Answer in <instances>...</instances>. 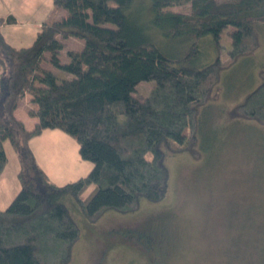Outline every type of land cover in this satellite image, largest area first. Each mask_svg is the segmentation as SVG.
Segmentation results:
<instances>
[{
    "label": "trees",
    "instance_id": "16d2710c",
    "mask_svg": "<svg viewBox=\"0 0 264 264\" xmlns=\"http://www.w3.org/2000/svg\"><path fill=\"white\" fill-rule=\"evenodd\" d=\"M147 3V13L138 12ZM66 13L44 20L28 46L9 44L0 29V174L7 163L3 141L14 150L19 188L0 208V264H69L80 237L67 198L90 221L108 210L129 213L140 201H161L169 185L165 148L201 156L197 149L200 107L215 100L223 69L259 46L257 23H264V0H53ZM188 5L187 12L171 7ZM145 19V20H144ZM147 20V21H146ZM9 14L3 23L14 22ZM230 47L196 64L191 48L169 57L154 43L149 27L190 40L211 36L214 47L227 27ZM152 28V29H153ZM83 39L68 50L57 37ZM192 46V45H191ZM45 51L62 76L41 67ZM262 81L226 110L227 119L264 125ZM154 80L149 93L133 95L141 80ZM29 93L27 112L36 117L26 128L16 117L19 100ZM59 129L78 143L79 156L92 163L83 176L56 184L37 163L30 140ZM186 130V132H184Z\"/></svg>",
    "mask_w": 264,
    "mask_h": 264
},
{
    "label": "rangeland",
    "instance_id": "374dc122",
    "mask_svg": "<svg viewBox=\"0 0 264 264\" xmlns=\"http://www.w3.org/2000/svg\"><path fill=\"white\" fill-rule=\"evenodd\" d=\"M2 1L0 11L7 9L21 21L20 16L38 25L66 13L53 0ZM170 9L187 12L189 7L180 5ZM138 12L147 13V3L142 2ZM152 28H148L149 35L164 54L180 57L191 48L196 64L207 63L217 56L226 59L230 47V26L220 38L223 48L219 50L210 35L193 45L190 40L185 44V39ZM256 29L257 49L239 56L221 71L216 99L200 107L197 149L201 156L163 148L169 185L161 201L151 203L142 199L133 212L108 210L90 221L79 212L74 200L67 198L80 227L69 264H264V125L254 120H229L225 114L262 81L264 23H257ZM23 31V27L4 29L7 40L15 46L30 44L23 37L18 39L21 42L10 41L14 33L24 36ZM57 38L64 43L59 52L61 62L69 60L68 50L78 51L84 44L78 37ZM48 58L49 52L45 51L41 67L70 76L59 72ZM154 83L152 79L139 81L133 95L145 97ZM29 98L30 94L26 93L19 100L18 116L22 112L25 118L30 116ZM30 146L56 184L73 181L92 167L90 161L81 157H77L76 166L71 160L62 162L61 157L55 158L54 148H69L65 151L68 158L74 153L73 148H78L76 140L62 130L47 129L33 137ZM3 147L7 164L0 174L1 209L10 203L19 188L16 154L8 140L3 141Z\"/></svg>",
    "mask_w": 264,
    "mask_h": 264
},
{
    "label": "crops",
    "instance_id": "0c3cea01",
    "mask_svg": "<svg viewBox=\"0 0 264 264\" xmlns=\"http://www.w3.org/2000/svg\"><path fill=\"white\" fill-rule=\"evenodd\" d=\"M2 1V0H1ZM2 3H4L3 1H2ZM9 14H11V15H13L14 16V18H15V21L14 22H11V23H3L2 25H1V27H0V29H1V32L3 33V35H4V37H5V39H6V41L9 43V44H11V45H13L11 42H9L8 40H7V37H6V35H5V33H4V29L5 28H10V27H23L24 28V30L25 31H23V35L24 36H26V37H24V36H22V35H20V34H18V33H14V34H12L11 35V38H10V41H20V40H18V39H21L22 37L24 38L23 40L26 42V40H30L31 42L33 41V39L35 38V34H36V31L39 29V27H40V25H38L36 22H30V21H28V19L27 18H23L22 16H20L22 19H23V21H21L20 19H19V17L17 16V15H15V13H13L12 11H9V10H1L0 11V15L1 16H7V15H9ZM42 23V22H41ZM21 42V41H20ZM31 42H30V44H31ZM13 46H15V45H13ZM26 46H28V45H26ZM15 47H21V46H15ZM26 94V93H25ZM29 94V93H28ZM24 97V96H23ZM30 98H31V95H30ZM30 98H29V100H30ZM29 103V102H28ZM17 109V108H16ZM16 109H15V115H16V117L17 118H19L23 123H24V125H25V127L26 128H32L33 127V125L35 124V122L37 121V118L36 117H32V116H29L28 118H25V114L22 112V114L20 115V116H18L17 115V113H16ZM47 130V129H46ZM48 130H50V129H48ZM53 130H56V129H52V131ZM45 131V130H44ZM43 131V132H44ZM42 132V133H43ZM30 143V142H29ZM31 147V146H30ZM32 149V148H31ZM69 148H54V156H55V158L57 159H59L60 157L62 158V162H69V160H71L72 162H73V166H76L77 164H78V158L77 157H80L79 156V153H78V148H73L74 150V153H72V156L70 157V158H68L67 157V154L65 153V151L66 150H68ZM62 151V153H60ZM32 152H34L33 151V149H32ZM64 152V153H63ZM34 154V153H33ZM35 157V156H34ZM36 159V161H37V163L43 168V166L40 164V162L38 161V159L37 158H35ZM7 164V163H6ZM6 166V165H5ZM5 168V167H4ZM44 169V168H43ZM3 171V170H2ZM45 171V170H44ZM46 172V171H45ZM47 173V172H46ZM48 175V177H49V174H47ZM55 183V182H54Z\"/></svg>",
    "mask_w": 264,
    "mask_h": 264
}]
</instances>
